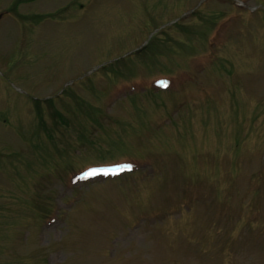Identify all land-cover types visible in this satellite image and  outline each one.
Returning a JSON list of instances; mask_svg holds the SVG:
<instances>
[{
	"label": "rangeland",
	"instance_id": "1",
	"mask_svg": "<svg viewBox=\"0 0 264 264\" xmlns=\"http://www.w3.org/2000/svg\"><path fill=\"white\" fill-rule=\"evenodd\" d=\"M0 15V264H264V0Z\"/></svg>",
	"mask_w": 264,
	"mask_h": 264
},
{
	"label": "snow or ice",
	"instance_id": "2",
	"mask_svg": "<svg viewBox=\"0 0 264 264\" xmlns=\"http://www.w3.org/2000/svg\"><path fill=\"white\" fill-rule=\"evenodd\" d=\"M165 86H166V85H165ZM126 167H127L128 170H131V168L133 167V165L128 164Z\"/></svg>",
	"mask_w": 264,
	"mask_h": 264
},
{
	"label": "flooded vegetation",
	"instance_id": "3",
	"mask_svg": "<svg viewBox=\"0 0 264 264\" xmlns=\"http://www.w3.org/2000/svg\"><path fill=\"white\" fill-rule=\"evenodd\" d=\"M0 18H1V15H0Z\"/></svg>",
	"mask_w": 264,
	"mask_h": 264
}]
</instances>
